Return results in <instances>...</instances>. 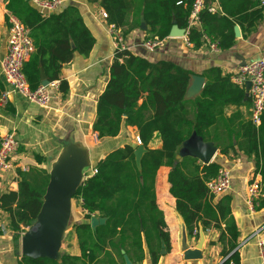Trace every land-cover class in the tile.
Returning <instances> with one entry per match:
<instances>
[{"label": "trees", "instance_id": "16d2710c", "mask_svg": "<svg viewBox=\"0 0 264 264\" xmlns=\"http://www.w3.org/2000/svg\"><path fill=\"white\" fill-rule=\"evenodd\" d=\"M88 1L100 2L108 13V23L120 28L125 36L141 28L143 17L149 26L147 37L165 39L178 26L189 28V42L196 47L206 41V36L218 41L224 50L235 44V26L247 22L248 28H253L264 10L262 0H219L222 11L211 12L206 6L198 28L189 27L195 0ZM5 2L6 9L30 29L34 40L35 52L24 65L31 89L42 84L41 69L49 81L59 80L63 65L73 60L75 52L84 56L92 53L97 40L81 6L69 4L44 16L31 0ZM191 74V70L172 60L151 59L149 52L116 50L109 82L99 98L95 131L99 138L116 137L123 126L133 127L146 151L138 163L136 138L134 143L111 150L97 161L98 172L77 188L73 198L81 202L85 221L73 223L63 243L74 236L81 256L61 250L59 259L23 256L20 264H127L125 255L136 263L147 254L152 264H158L162 251L170 252L172 248L164 213L157 203V176L163 166L170 168L169 191L176 199V210L183 217L189 236L198 233L199 225L209 228L214 224L222 230L219 241L224 244L223 256L231 254L230 259L240 264L236 250L240 232L232 214V197L225 195L215 202L207 193L206 182L224 166L217 158L210 164L201 163L194 156H185L177 164L175 161L181 145L196 133L204 141L213 142L221 155L238 149L254 157L255 174L262 177L264 194V115L259 126L245 119L240 107L246 102V90L223 75L220 67L207 69L202 91L188 98ZM61 87L67 90L65 81ZM2 89L0 80V99ZM231 107L237 110L228 114ZM157 137L162 145L152 147ZM36 159L42 161L39 155ZM20 175L19 190L1 198L18 239L40 213L50 181L46 169L33 175L20 171ZM161 177L158 191L162 194ZM163 194L167 195V191ZM262 206L264 197L256 208ZM92 217L106 221L93 227Z\"/></svg>", "mask_w": 264, "mask_h": 264}, {"label": "crops", "instance_id": "0c3cea01", "mask_svg": "<svg viewBox=\"0 0 264 264\" xmlns=\"http://www.w3.org/2000/svg\"><path fill=\"white\" fill-rule=\"evenodd\" d=\"M69 4H76L83 8L85 19L96 37V45L89 56L74 53L73 60L63 65L59 85L51 89L52 98L48 105L41 106L31 102L28 98L14 91L1 74V63L7 52L9 23L5 0H0V80L3 84L2 96L8 92L6 99H0V137L13 133L20 142L18 152L12 156L13 168L5 172L0 180V264H20L23 260L22 237L11 229V215L3 209L1 198L4 194L17 192L21 180L20 171L35 174L42 169L52 173L53 168L62 162L77 161L88 165L82 171L79 185L90 175L97 161L111 150L134 143L136 131L133 127L123 126L116 137L99 138L95 131L99 98L104 93L110 79V67L115 59L116 48L112 36L108 33L106 21L101 17L103 7L100 2L88 0H64L61 11ZM214 6L222 11L219 0H205V6ZM203 8V9H204ZM216 11V12H217ZM201 19L192 26L201 27ZM235 44L229 49L213 51L205 41L200 47L187 42L186 38L169 35L164 44L156 51H147L143 45L148 36L146 29L132 30L126 35L129 51L134 54L150 53L153 60H172L180 66L192 71L189 88L193 85V75L203 78V89L207 78L204 72L211 67H220L223 75L231 76L236 73L242 63L264 57V10L263 16L253 28L248 23L235 26ZM238 30V33L236 31ZM65 81L67 90H63L61 82ZM188 88V91H189ZM199 90V91H200ZM195 91L187 97L194 98L200 92ZM251 101L247 95L244 105L240 107L245 119H250ZM231 107L228 114L236 111ZM251 120V119H250ZM156 144L153 146V142ZM152 147H161L157 137ZM145 148V147H144ZM146 150V148H145ZM217 148L215 158L232 173L230 189L214 197L217 202L225 195L232 197L231 208L239 227V238L236 250L239 252L240 264H262L255 232L264 225V206L251 210L247 203L248 186L253 178L262 180L260 174H255V159L242 151L230 150L227 155L219 154ZM42 159L38 162L36 156ZM160 171L162 172V194L158 191ZM170 168L161 167L157 176V203L163 211L171 236V251L163 254L158 264H221L224 244L219 241L222 230L214 224L209 228L202 225L198 233L189 236L183 217L176 210V199L170 193L168 173ZM167 191V195L163 194ZM264 194L259 198L258 205ZM257 205V206H258ZM173 219H169V214ZM85 221L81 202L71 199V216L65 231H70L73 223ZM224 227L225 224H222ZM184 227L186 230V244L190 249H196L203 237L202 256L197 259H187L184 248ZM65 238V237H64ZM64 241V239H63ZM60 250L71 256H81L82 250L74 236H70L62 243ZM133 264H152L147 254L143 261Z\"/></svg>", "mask_w": 264, "mask_h": 264}, {"label": "built area", "instance_id": "2783aa9c", "mask_svg": "<svg viewBox=\"0 0 264 264\" xmlns=\"http://www.w3.org/2000/svg\"><path fill=\"white\" fill-rule=\"evenodd\" d=\"M262 2L264 4V0H262ZM31 3L42 15L50 16L63 6L64 0H31ZM204 6L205 0H195L189 16V27L195 22L200 21V14ZM209 10L211 12H216L217 8L212 6ZM101 17L106 21L107 31L113 38L116 50L129 51L130 47L126 42V36L122 33L120 28L116 27L114 24L108 23L109 16L104 9L101 10ZM8 23V46L6 55L1 63V74L14 91L25 96L35 104L46 106L50 103L52 98L51 89L57 87L59 81H50L47 85L41 84L37 89H31L24 73V65L35 52L34 40L30 34V29L23 25L13 13L8 15ZM188 29H185L184 34L187 42H189ZM165 39L159 37H146L143 41V45L147 50L152 52L159 49L164 44ZM205 39L213 51L218 52L221 50L218 41L211 40L206 36ZM230 78L235 84L243 87L245 90L247 82H251L248 92V97L251 101L250 119L254 125L259 126L264 115V57L241 65L237 72L232 74ZM7 95L8 92H5L2 99L5 100ZM135 138L139 146H144L140 136L137 135ZM19 147L20 142L13 133H8L0 137V180L5 172L13 168L12 156L18 152ZM97 172V168L94 167L90 176ZM231 182V171L226 167H221L217 176L206 182L208 195L210 197H215L227 192L231 187ZM262 195V180H258L257 178L251 179L247 196V203L251 210L256 209L258 200ZM254 236L257 238L260 258L262 264H264V225L255 232ZM230 255H228L224 261L228 260V264H237L235 260L230 259ZM223 262L221 264H223Z\"/></svg>", "mask_w": 264, "mask_h": 264}, {"label": "water", "instance_id": "95a60500", "mask_svg": "<svg viewBox=\"0 0 264 264\" xmlns=\"http://www.w3.org/2000/svg\"><path fill=\"white\" fill-rule=\"evenodd\" d=\"M146 27L147 24L142 17L141 28L146 29ZM236 31L238 33L237 29ZM184 34L185 29L178 26H174L170 33L173 37H183ZM243 64H245V62L242 63V65ZM41 81L43 85H47L50 82L43 69H41ZM250 85L251 82L248 81L246 86L247 95ZM188 140L194 144V153L184 156L178 154L175 161L176 164L185 156L197 157L199 160L203 161L204 164H210L213 162L217 152V147L213 142L204 141L203 138L196 133H193V135L186 141ZM210 143L213 144L212 147L209 146ZM144 147L145 146H139L135 152L138 163H140L141 157L146 151ZM197 153H201L202 155L198 156ZM88 167V165H83L75 160L62 162L57 167L53 168L46 194L44 196L42 209L22 237V252L24 256L32 258L49 257L52 259H59L65 231L71 216V199L77 188L80 186L79 183L82 171L84 169L87 170ZM105 221V218L92 217L91 219L93 227H96L98 224H103ZM183 237L184 248L186 249L185 257L187 259L200 258L202 256L201 248L203 246V237L196 249H190L186 244L185 227ZM162 253L164 254L166 251L163 250ZM125 260L127 264H133L127 255H125Z\"/></svg>", "mask_w": 264, "mask_h": 264}, {"label": "bare ground", "instance_id": "6f19581e", "mask_svg": "<svg viewBox=\"0 0 264 264\" xmlns=\"http://www.w3.org/2000/svg\"><path fill=\"white\" fill-rule=\"evenodd\" d=\"M193 80H194V83L189 88L188 94L193 93L195 91H199L202 88L203 80L201 77L197 75H193ZM209 146L212 147L213 144L210 143ZM192 153H194V144L190 140L185 141L180 147L179 154L181 156H184V155L192 154ZM197 155L201 156L202 154L197 153Z\"/></svg>", "mask_w": 264, "mask_h": 264}, {"label": "rangeland", "instance_id": "374dc122", "mask_svg": "<svg viewBox=\"0 0 264 264\" xmlns=\"http://www.w3.org/2000/svg\"><path fill=\"white\" fill-rule=\"evenodd\" d=\"M156 144V141L153 142V146ZM201 163H204L203 161L199 160ZM24 235V234H23Z\"/></svg>", "mask_w": 264, "mask_h": 264}]
</instances>
